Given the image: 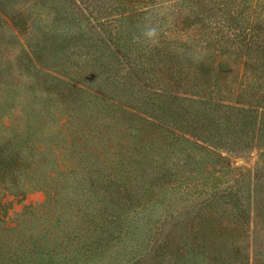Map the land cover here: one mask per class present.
<instances>
[{
	"label": "rangeland",
	"instance_id": "1",
	"mask_svg": "<svg viewBox=\"0 0 264 264\" xmlns=\"http://www.w3.org/2000/svg\"><path fill=\"white\" fill-rule=\"evenodd\" d=\"M65 255L264 264V0H0V264Z\"/></svg>",
	"mask_w": 264,
	"mask_h": 264
},
{
	"label": "trees",
	"instance_id": "2",
	"mask_svg": "<svg viewBox=\"0 0 264 264\" xmlns=\"http://www.w3.org/2000/svg\"><path fill=\"white\" fill-rule=\"evenodd\" d=\"M147 11H141L138 12L135 10L134 14H129L128 16L131 18L132 16L142 15L146 13ZM85 218V217H81ZM104 220H98V217H94L90 220H88V224L85 225L86 230L84 231L83 228H80L79 231L75 232L73 231L72 234H66V244L65 246V240L62 241L60 244L56 245L55 247H51L49 244L46 245H39L37 247V250L35 254H38L37 252H40L41 254H45L49 257V259H55V257H59L61 250H59V247L62 246V251L69 252L68 245L76 246L74 251L76 253H79L81 250L86 251H92L94 249H98L101 245V242L105 239L102 236L106 234H113L112 232L118 230L120 219L119 216H114L113 218L108 217H101ZM50 259V260H51ZM73 262L72 259L68 258L66 255L63 257L62 260H57L55 263H47V264H71ZM74 264H77V262H73ZM79 263V262H78Z\"/></svg>",
	"mask_w": 264,
	"mask_h": 264
}]
</instances>
